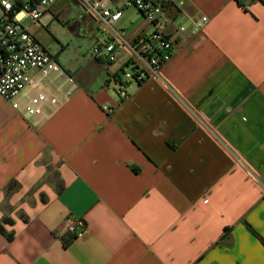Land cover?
Wrapping results in <instances>:
<instances>
[{"label": "crops", "instance_id": "0c3cea01", "mask_svg": "<svg viewBox=\"0 0 264 264\" xmlns=\"http://www.w3.org/2000/svg\"><path fill=\"white\" fill-rule=\"evenodd\" d=\"M70 1L26 26L71 97L36 118L0 97V264H264V0H174L164 79L122 102L124 53L64 59L63 21L99 36ZM118 26L149 30L132 8ZM70 215L85 229L62 238Z\"/></svg>", "mask_w": 264, "mask_h": 264}, {"label": "built area", "instance_id": "2783aa9c", "mask_svg": "<svg viewBox=\"0 0 264 264\" xmlns=\"http://www.w3.org/2000/svg\"><path fill=\"white\" fill-rule=\"evenodd\" d=\"M97 24L102 39L95 40L90 54L110 63L124 53L125 66L116 76V92L122 102L129 98L131 84L163 80V68L172 60L176 40L168 33L173 20L168 11L174 0H73ZM251 2L252 0H244ZM57 0H0V97L27 118L45 116V106H57L60 97L68 99L59 81L73 83L72 75L40 42L25 20L39 24ZM135 9L147 22L148 31L129 37L119 26L126 9ZM195 25L202 28L207 23ZM181 27L180 31H184ZM105 110L110 111L108 107ZM85 229L81 218L67 216L58 231L60 237L74 238Z\"/></svg>", "mask_w": 264, "mask_h": 264}, {"label": "rangeland", "instance_id": "374dc122", "mask_svg": "<svg viewBox=\"0 0 264 264\" xmlns=\"http://www.w3.org/2000/svg\"><path fill=\"white\" fill-rule=\"evenodd\" d=\"M69 3H70L71 13L73 15H77L78 17H81L84 14L82 7L76 5L72 1H70ZM60 19L63 18L61 17ZM29 24H31V21L29 19L25 20V25H29ZM63 25L66 26L62 31V33L64 34V37L66 39L64 42L65 46L68 49L64 56V59L67 61V63L73 66L71 67V69H75L76 67H82V66L85 67L84 65L85 63L94 60L93 56L90 54L91 47L95 42V40L92 42L93 40L92 32L84 31L81 34L77 35L75 32L70 30V27L64 21H63ZM56 35L57 37H60V39H62L63 37L60 34H56ZM98 35H99L98 36L99 39L103 38L100 32H98ZM45 45L48 46V44Z\"/></svg>", "mask_w": 264, "mask_h": 264}, {"label": "trees", "instance_id": "16d2710c", "mask_svg": "<svg viewBox=\"0 0 264 264\" xmlns=\"http://www.w3.org/2000/svg\"><path fill=\"white\" fill-rule=\"evenodd\" d=\"M7 237H8V239H9V240H11V239H12V236H11V235H8Z\"/></svg>", "mask_w": 264, "mask_h": 264}]
</instances>
